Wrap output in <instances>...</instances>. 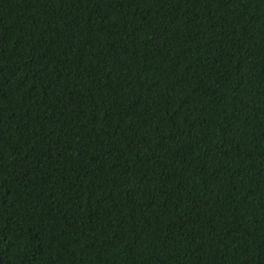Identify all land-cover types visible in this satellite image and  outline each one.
<instances>
[{
	"label": "trees",
	"instance_id": "16d2710c",
	"mask_svg": "<svg viewBox=\"0 0 264 264\" xmlns=\"http://www.w3.org/2000/svg\"><path fill=\"white\" fill-rule=\"evenodd\" d=\"M2 264H264V0H0Z\"/></svg>",
	"mask_w": 264,
	"mask_h": 264
},
{
	"label": "water",
	"instance_id": "95a60500",
	"mask_svg": "<svg viewBox=\"0 0 264 264\" xmlns=\"http://www.w3.org/2000/svg\"><path fill=\"white\" fill-rule=\"evenodd\" d=\"M0 264H2L1 261H0Z\"/></svg>",
	"mask_w": 264,
	"mask_h": 264
}]
</instances>
